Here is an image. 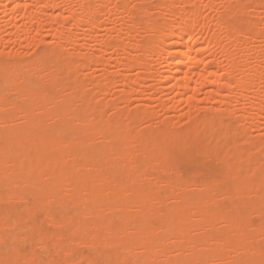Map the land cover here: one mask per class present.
I'll return each instance as SVG.
<instances>
[{
	"label": "bare ground",
	"instance_id": "1",
	"mask_svg": "<svg viewBox=\"0 0 264 264\" xmlns=\"http://www.w3.org/2000/svg\"><path fill=\"white\" fill-rule=\"evenodd\" d=\"M96 1L0 0V21L5 23L6 31L13 34V41L20 45V40L22 41L23 38L29 40V44H35L37 47V44L44 42L42 36L45 32L53 40L52 46L55 53L52 54L56 56L55 60L52 56V68L49 67V70L44 69V66H42V53L40 55L34 53L32 58H28L23 63L21 61V65H17L18 63L15 62L6 67H0V78L11 83L13 90L27 104L25 108L19 107L15 103H5L6 100L4 101L0 97V112L2 113H0V124L7 125L10 122L7 116L10 109H14L16 117L22 121V125L15 126L20 127L18 129L9 124L7 125L9 128L0 131V205L11 199L31 205L33 200L27 193V189L34 186L45 188L46 192L40 198V201L46 207L48 211L46 216L49 223L54 226L55 231L59 233L62 222L60 216H55L52 210H48V208L58 203L60 214L66 216L67 227L73 228L76 234L80 230H85L88 233L90 245L94 246L100 254H108L109 260H111L110 264H119L114 259L113 254L121 249L134 256L136 264H140L141 260L143 261L142 264H264V241H258V237L263 236L264 238V222L257 224L251 222L246 212L247 195H252L251 191L254 190V195L259 196L260 191H264V165L261 162L255 159L249 160V162L247 159L246 161L242 149L241 153L236 155L237 149L235 150L236 154L234 152L231 155V157L236 155L235 162L237 164L230 169L226 176L231 181L232 186L229 190L227 189L221 193V198L218 197L219 195L216 196L215 189L212 186L202 184V188H200V185L195 184L198 189L205 187L204 192L199 194L193 191L190 193L187 192L188 190L186 192L181 190V186L178 188L170 186L172 188L169 189V193L164 192L165 196L161 199L159 190L163 181L160 179V181H156L157 178L154 179L152 175V179L155 180L153 185L141 180L142 171L136 163V153L138 152L144 157L158 155L157 157L160 160L154 159L153 161L156 160L155 163L160 168L161 166L164 167L166 163L164 153L166 142H163L162 136V144L156 139L159 145L154 139L155 135L152 137L148 125L147 129L143 131H135L137 125L134 118L147 119V113L149 112L140 104L135 106L133 112H125L117 109L114 102H107L92 106L94 115L89 114L88 110L90 109L86 107V104H81L85 103V95L82 92L83 85L73 84L72 78L74 77L66 76L67 73L74 75V72L73 74L69 73L67 66L66 68L65 65L63 66L66 74L60 72L61 65L59 66V62L60 64L65 63L64 60L61 62V58L65 56L67 50H71L73 45L71 48L67 46L70 47V44L75 43L73 30L82 37L87 35L88 39L96 40L94 32L98 30L99 23L95 15L102 13L100 6L106 0H98L101 1L98 2L99 4ZM160 1L162 3L157 4L159 7H156L155 13L161 16V21L157 23V21L155 22L156 15H149V19H146L142 28L148 34L150 32L149 35L151 36V33H154L152 39H148L147 46L138 45L136 47L137 55L129 58L127 41L116 36L119 38V42L115 45L111 44L112 46L109 48L112 57L118 55L119 59H115V63L119 67L121 66L127 70H138V75L134 78L127 77L123 79V83L121 82L123 89L121 91L130 93L139 85V80L153 77V62L155 59H161V69L155 75L157 88L163 89L164 83L170 82L169 91L175 89L173 99L176 98L177 102L184 99L183 96L186 95L185 100L189 109L187 118L190 121V127L184 131L183 136L195 139L207 134L211 136L208 137L209 139L216 135L226 137L230 131L225 132L224 125L230 118L223 123L221 122V114L225 113V115L233 117L234 108L225 107L232 106V102L238 103L246 100L250 108L255 103L253 109L264 113V85L260 88L257 85L259 80L264 81V72L258 64L251 63L249 50L245 53L234 52L235 49L241 48L246 33H249L245 32L247 26L241 24L242 27L237 28L232 24L234 25L232 27L223 19L224 15L231 16L243 13V6L235 4L239 6L237 8L230 3V6L233 7L231 8L226 1L231 2L233 0H224L228 6L223 3V9L217 13L214 23L206 25L198 20L199 14L197 11L176 5L183 2L188 6H197V3L201 2L200 0H175L178 2L174 1L176 4L173 0L172 2H169V0ZM141 7H137V11H142L143 14L148 12ZM118 9L124 13L119 19L121 23H126L130 19L129 30L133 31L134 25L137 26L138 24L132 20L134 8H126L115 2L113 7L109 8L108 19H106V22L111 24L109 33L113 34L119 28V24L115 23ZM249 23L251 24V22ZM252 24H254V27H252L254 35L262 33L259 31L257 23ZM138 28H140L139 25ZM221 37L227 40L228 45L223 43ZM150 45H153V48L151 47L152 50L148 51L147 48ZM101 46L103 49L108 48V41L103 42ZM80 47L79 52L75 47L77 52L74 51V55L77 53L83 54ZM16 54L18 53L13 55L16 56ZM46 54H48V50ZM77 56L80 55H76V58ZM84 57L88 58L87 63L97 60L94 55L87 57L85 54ZM84 57L80 58L85 59ZM82 63L83 61L80 64L82 65ZM87 63H85L86 66ZM61 71L64 72L62 68ZM56 72L65 74L69 78L67 81L65 80L62 86H59L60 83L58 82L61 74H56ZM31 76L36 78V85L33 87L25 85L27 77ZM203 82L211 85L207 95L204 96L205 98L203 97L205 101L198 98L201 91H203ZM101 83L102 81L94 79L88 84L89 86L90 84L95 86L96 90L99 91H97L98 93L102 91L105 93L107 87L103 85L104 83ZM53 84H56V86L54 85L55 88L51 89L50 85ZM64 87L71 90V93L67 96L61 92ZM201 101L213 103L208 108V110L212 109L214 112L212 117H194L196 103ZM76 102L78 103L76 104ZM83 106L85 109L81 108V110L80 107ZM104 107L107 110L111 108L112 112L114 110V115H108L107 111H104ZM111 109L109 110L111 111ZM16 117L15 119H17ZM243 118L244 115L240 114L239 119ZM49 120L60 122L64 127H75L76 137L67 141L61 140L62 138L58 140L56 137L45 140L44 136L37 134L35 127ZM237 123L233 125H237ZM168 124L169 121L164 119L163 125ZM233 125H231V133L235 128ZM210 128H212L211 131ZM156 137L159 138V136ZM217 138H212L207 143ZM97 139L108 141L101 152L110 154L117 160L120 159V162L115 163L113 166L119 168L121 174L127 173L131 175V178L139 177L138 189L132 188L129 184L117 178H112L106 173H100L96 165L88 167L85 161L84 165L87 168L82 169L79 166L80 164H76V159L78 156L80 157V144L88 142L89 146V142H97ZM221 140L217 143H220ZM114 142H120L125 148L115 149L112 146ZM132 144L140 145V148L137 147L140 150L136 149L135 153V148H131ZM230 144H227L228 147L235 145L234 142L232 146ZM225 146L223 145V147ZM253 146L259 148L263 145L257 142ZM221 150L218 152H221ZM224 152L218 153V155H223ZM227 154L229 155V153ZM208 158L210 157L208 156ZM229 158L228 161H231ZM70 162H72L71 171L77 173L76 177L73 178L70 177L68 172L62 170V166L68 165ZM244 173H246V176H244ZM145 176L149 175L146 174ZM148 179H150V176ZM88 180L94 182L88 185ZM168 184L170 183L168 182ZM148 185L152 186L151 190L147 188ZM110 186L111 188H109ZM183 186L185 187V185ZM128 194L131 195L130 198L127 197ZM169 198L177 202L175 214L169 213L166 207V201H169ZM221 200L230 205V209L224 214L218 210ZM256 209V214L264 216L263 200L257 202ZM71 212L80 213L82 218L77 221L70 215ZM251 214L253 215L255 212ZM89 217H97L98 221H88ZM116 219H120L121 222L114 226ZM221 223L220 228L219 224ZM4 226L6 227V225ZM247 227L251 229V234L246 233ZM223 228L230 232L227 239L223 238L224 235L221 232ZM167 233H169V237H166ZM167 238L175 243L173 249L169 250L166 246ZM1 239L3 241L4 235L0 230ZM51 239V231H42L39 235V240L46 252L51 248ZM70 240L74 243V240ZM136 242L139 243L138 246ZM62 246V242H58L57 247L60 252L65 251ZM79 258L81 257L79 256ZM68 260L70 263L75 262V260L78 261L76 258L73 259L72 256ZM88 260H90V264H96L95 259ZM0 264H44V262H39L36 259L28 260V258L13 251L7 260H0Z\"/></svg>",
	"mask_w": 264,
	"mask_h": 264
},
{
	"label": "rangeland",
	"instance_id": "2",
	"mask_svg": "<svg viewBox=\"0 0 264 264\" xmlns=\"http://www.w3.org/2000/svg\"><path fill=\"white\" fill-rule=\"evenodd\" d=\"M174 1L175 0H173V2ZM200 1H201L200 3H197V6H188V5L183 4V2L178 3L176 1L175 2L178 4H176L175 2L174 3L178 6L180 5L181 7H185L187 9H194L195 11H197V13L199 14L198 20L201 21L202 23H205L206 25L214 23V21L216 20L217 13L219 12V10L222 11L223 9V6H222L223 3L225 4V6H228V4L224 2V0L223 1L222 0H212V1L200 0ZM98 2H101V1L97 0L96 3L99 4ZM115 2H117L118 5L120 6L123 5L126 8H134L132 20H134L138 24L137 26L134 25L133 31L129 30V26L131 25L129 18H128L129 19L128 22L123 23V24L121 23L119 19L124 15V13H122V10L118 9V12L116 14L115 23L117 25L119 24L118 26L119 28L116 30L117 33L116 32L113 34L109 33V30H110L109 27L111 26V24L106 22L107 21L106 19H108L109 8L113 7ZM139 2H142V3H139ZM169 2H172V0H169ZM226 2L229 3V6L231 3L233 7H237V8L239 6H236V5L243 6V9H242L243 13H237L231 16L224 15L223 19L226 20L228 25L232 27L235 25L234 27L240 28L242 27L241 24H245L243 25L245 27L247 26L245 28L246 30L245 32H249V33H246V38H244V41H242L241 48L235 49L234 52L245 53L246 51L248 52L249 50L250 56H251V63L258 64L262 72H264V4H263L264 0H233L231 2L230 1L229 2L226 1ZM158 3H162V1L160 0H140V1L138 0H121V1L120 0H106L105 2H103L100 6V10L102 13L100 12L101 14L98 13L95 15V17L98 18V23H99L98 30L94 32V34L96 35V40L92 41L91 39H88L87 35L82 37V35H79L73 30L75 43H72L70 44V47L69 46L67 47L71 48V46L73 45L74 47L72 46V48L74 50L72 48H71L72 51L70 49L67 50V53L65 54V56L61 58V62L62 60H64L65 63L63 62L60 64L59 62V66L61 65L60 67L64 70L63 72L61 71V68H60V72L65 73L66 71L63 66L65 65V68L67 66L69 73L73 74L74 72V75H69L68 73L67 74L65 73L66 76L68 75V76L74 77L72 78L73 84L83 85L82 92L85 95V103H81V104H86V107L90 109L88 110L89 114L92 113V115H94V109L92 106H97L102 103L105 104L107 102L108 103L114 102L116 104L117 109H120L121 111L124 110L125 112L126 111L133 112V110L135 109V106L140 104V105H143V107L147 110V112H149L147 113L148 114L147 119L146 118H137V119L134 118V120H136V125H137L135 131L136 130L143 131L147 129V125H148V129L150 127L149 130L152 133V137H154L155 135V138H154L155 141L156 139H158L160 144H162L161 140L163 138V142H166V148L164 149V153L166 155V163L164 167L161 166V168L162 169L164 168V170H162L160 166L156 165L155 163L156 160L153 161L154 159H158V161L160 160V158L157 157L158 155L144 157L140 152L136 153L137 150H140V149H137V147L140 148V145L138 144H134L136 146L132 144L134 147L132 146L131 148H135L136 163L140 171H142L141 180L150 183V185H153L155 181L152 179V177L154 179L157 178L156 181H160V180L163 181L162 186L164 187L161 186V189L159 190V197L161 199L164 198L165 193L167 194L169 193L170 191L169 189L172 187L178 188L181 186L180 187L181 190L185 192L188 190L187 192H190V193L193 191L199 194L200 192L203 193L205 187H203V189H198L199 185H200V188H202L201 187L202 184L204 186H208V185L212 186L215 189L214 191H215L216 196L219 195L218 197L221 198V193L227 189L229 190L232 186L231 181H229L226 176L228 172L230 171V169L236 166L237 163L235 162V159H236L235 156L238 155V153H241V149H242V152H244L246 161L247 159H248V162L249 160L252 161L255 159L264 165V113L262 111L261 112L255 111L253 109V107L255 106V103H253L252 108H250L249 103L246 100L239 101L238 103L232 102L231 103L232 106H225V107L234 108L233 117H231V115L227 116L225 115V113L221 114V122L224 123L225 120H228L229 118L231 119V121H229L230 119L228 120L229 122L226 121L227 123L224 125L225 127L224 131L225 132L230 131V133L228 132L226 137H224V135H220V136L216 135L215 137L212 136V138H217V137L218 138L220 137V138L213 139L212 141L207 143V141L212 139V138L210 139L208 138L210 136L208 134L206 136H201L197 139L193 137L183 136L184 131L188 130L187 128L190 127V123H189L190 121L187 118L189 109H188L187 101L185 100L186 95L183 96L184 99L177 102L176 98L173 99V96H174L173 91L175 89L169 91L170 82L164 83L163 89L157 88L158 86L156 85L155 75L156 73L158 74V72L161 69V63H160L161 59H155V61L153 62V67H154L153 77L147 78L145 80H139V85L136 86L134 90L131 91L130 93L121 91V89H123V86H122L123 79L127 77L131 79L134 78L135 76L138 75V70L137 69L127 70V69L122 68L121 66L119 67L117 63H115V61L119 59L118 55L112 57L111 49L109 48L113 44L115 45V43L119 42L118 37H121L123 40L127 41L128 43L127 45L128 52H129L128 57L131 58L137 55L136 47L138 45L147 46L149 43L148 39L150 38L152 39L154 33H151L152 34L151 36L149 35L150 32L148 34V32L144 31V29L142 28L144 26V22L146 21V19L147 20L149 19V15H152V14L156 15L155 17L157 18L155 19V22L157 21V23H159L161 21V16H158L155 13L157 8L159 7L157 5ZM137 7L145 8V10H147L148 12L143 14L142 11L141 12L137 11L138 9ZM237 8H234V9H237ZM136 20L139 21L140 23L137 22ZM245 21L247 22L245 23ZM248 21L251 22V24ZM252 23H257L258 24L257 26H259V31L262 32L263 34L259 33L257 35H254L253 29H252V27H254L253 26L254 24ZM138 25L140 28H138ZM6 28L7 27L5 23L3 21H0V67H4V66L6 67L15 62L16 64L18 63L17 65H21V61L23 63L24 61H27L28 58H32L34 53L35 55H40V53H42L43 57H42L41 62H42V66H44L43 68L44 69L46 68V70H49V67L50 69L52 68L51 66H52L53 57L55 60L56 56L53 55L55 53L54 52L55 49L52 46L53 40L50 38V36H48V34H46L45 32L43 33L42 39L44 40V42L37 44V47L35 46V44H29V40H25L23 38H22V41L20 40L21 42L19 43L20 45H18L16 42L13 41L14 39L13 34L8 33V31H6ZM106 40L108 41V48L103 49L101 44L105 42ZM222 40H223V43H226V45H228V42L226 39L222 38ZM82 44H83V47H82ZM78 45L79 47L81 46L80 51L83 52L84 55L86 54L87 57L89 55H94L97 60L96 61L94 60L95 62L89 61L88 62L89 64H88L87 63L88 58L86 59L85 58L86 56L84 57L82 53H77L74 55L73 53L74 51L75 53L77 52L76 50H78L79 52ZM75 47H76V50H75ZM151 47L153 48V45L152 46L150 45L147 48V50L148 51H150V49L152 50ZM45 49L48 50V54H46L47 50ZM36 51L38 52V54ZM69 51L71 52V54ZM15 53L20 54L19 55L20 58L18 57V54H16V56L13 55ZM76 55H80V56H77L76 58ZM217 55L219 54L217 53ZM80 57H84L85 59H82ZM82 61H83L82 65L84 64L86 66L85 63H87L86 67L80 64ZM60 72H56V74L60 75L61 74ZM65 74H61L59 76L58 82L60 83V85L59 84L57 85L62 86L65 80L67 81V79H69L65 76ZM94 79H97L98 81H102V83H104L103 85L107 87L106 89L107 91L105 90L106 91L105 93H103L104 91H102L100 92L101 93L100 94L98 93L99 92L98 89L96 90L95 86H92L91 84L89 86L88 83H90ZM27 80L32 81V82H28ZM27 80L25 82L26 86L30 85V87H33L36 85L35 77L33 76L27 77ZM4 82L6 81L5 80L3 81L0 78V94H1L0 97L3 98L4 101L6 100L5 103H9V102L10 104L15 103L19 107L25 108L27 106L26 102L20 99L19 95L13 90L12 84L9 82H6V83ZM54 85L56 86V84L50 85L51 89L55 88ZM99 85H100V82H99ZM203 85H204L203 91H201V94H199L200 96L198 98H202V100L205 101L204 96L207 95V91L208 89L211 88V85H209L208 83H204V82H203ZM257 85L260 88L262 85H264V81L259 80ZM67 89L69 88L64 87V90H61V92L66 96L71 93L70 92L71 90L70 89L67 90ZM77 103L78 102H76V104ZM210 105H213V103L212 102L206 103L202 101L196 103L194 117L196 118H199V116L200 117L202 116L201 118L212 117L214 112L212 111V109L208 110ZM81 108L85 109L84 106L80 107V109ZM109 109L107 110V108L104 107V111L105 112L107 111L106 113H108V115L113 116L114 110L112 112V109L111 111ZM15 112L16 111L14 109L9 110L7 116L10 122H8L7 125L10 124L14 127L22 125V121L16 117ZM240 114L244 115L243 119H239ZM257 114L258 116H256ZM15 117L17 119H15ZM144 119L145 121H143ZM164 119L169 121V124L166 126L163 125ZM236 123L237 125H233ZM0 125H1L0 131L5 130L6 128H9L6 124L4 125V123L3 124L1 123ZM231 125L235 127V128L233 127L234 131L232 133H231V130H232ZM61 127L62 129H60ZM15 128L18 129L20 127H15ZM71 129H74V130H71ZM211 130L212 128H210V131ZM35 131L37 132L38 135L44 136L45 140H51L52 138L56 137L58 140L62 138L61 140L67 141L71 138L76 137L75 127H70V126L64 127L62 126L60 122H55V121H50V120L43 124L37 125L35 127ZM231 134L233 135V137H231L232 136ZM156 136H159V138ZM205 138H208V139H205ZM220 139H222L220 143H217L219 142ZM230 139L234 140L233 142L235 143V145L232 144L233 142H230L231 141ZM100 140L97 139V142L96 141L89 142V146H88V142L81 143L79 146L80 157L78 156V158L76 159V164L78 165L80 164L79 166L82 169L87 168V166L84 165L85 161L88 167H90V165L91 166L96 165L100 173H106L108 176L112 178H117L120 181L129 184L130 187L138 189L139 188L138 182L140 180L139 177L136 176L135 178H131V175L127 173L121 174L119 168H117L116 166L115 167L113 166L115 165V163L120 162V159L117 160L114 156L101 152V149L107 145L108 141L105 139L100 142ZM245 140L247 143L245 142ZM158 141H156V143L159 144ZM257 142L263 146L259 148L254 147L253 145L256 144ZM226 143L227 144L231 143L230 145L231 146L233 145V146L228 147ZM223 145H226V146L223 147ZM112 146L117 150H121L125 148V146L121 144L120 142H116V143L114 142L112 143ZM237 149L238 151H236L237 152L236 154L235 150ZM219 150H221V152L225 151L224 154L229 153V155L227 154L225 156L222 153L223 155L219 156L218 153H221V152H218ZM234 152L236 155L233 154L234 157L233 156L231 157L232 153ZM208 156L210 158H208ZM228 158L231 161H228ZM71 164L72 162H70L68 165H63L62 170L66 173L68 172L70 177L73 178V177H76L77 173L74 171H71V166H72ZM170 168L173 169V170L171 169V172H170ZM114 169H115V172H114ZM146 174L150 176L151 180L148 179L149 176H145ZM244 176H246V173H244ZM93 182L94 181H91V180L87 181L88 185H91V183ZM168 182L170 184H168ZM178 183L182 185H179ZM195 184H197L198 186H196ZM150 185L147 186L148 189L150 188L149 190H151L152 188V186ZM183 185H185V187ZM193 185H195L196 187L195 186L193 187ZM182 186H183V189H182ZM41 188L34 186V187H29L27 189V193L33 200L31 205H28L19 200L13 201L11 198H9L11 200H9L8 202H5L4 204L0 205V230L2 231L4 235L3 241L2 239L0 240V260L2 261L7 260L10 254L13 251H15L23 255L24 257L28 258V260L36 259L39 262H44V264H47V263L48 264H90L89 262L90 260L88 259H95L96 264H110L111 260H109L110 258L108 254H100L94 248V246L90 245V242L88 241V233L85 232V230L84 231L80 230L79 233L76 234L73 228L71 229L67 227L66 219H65L66 216H64V214H60L58 203L51 205L50 208H48V210H52L55 216H58V217L60 216V219H61L60 221L62 222L59 233L55 231L54 226H52V224L49 223V220L46 216V212L48 211L46 207L40 201V198L46 192L45 188L43 187ZM109 188H111V186ZM254 192H255L254 190L251 191V193L253 194L252 195L248 194L246 197L247 217L249 218L251 222H254L255 224L263 223L264 216L262 215L259 216L258 214H256V211H257L256 204L257 202L262 201V200L264 202V191H260L259 196L254 195ZM130 196L131 195L128 194L127 197L130 198ZM258 197H260V199H258ZM170 199L171 198L168 199L169 201H166V205H167L166 207L168 208L169 213L175 214L176 213L175 206L177 202L174 199H173L174 201ZM229 209H230V205L227 202H224V200H221L218 206L219 212L224 214ZM254 212L255 214L252 215L251 213H254ZM70 215L74 217L77 221L79 220V218H82L81 214L78 212L77 213L71 212ZM89 218H88V221H91V222L98 221L97 217H89ZM19 220L20 222L18 223ZM115 221L116 222L114 223V226L121 222L120 219H116ZM11 222L14 226L11 224ZM3 224L6 225V227ZM221 226H222V223L219 224L220 228ZM42 231H49V232L51 231V238H52L51 243H50L51 248L47 252L45 251V248L42 246V242L39 240V235ZM221 232L224 235L223 237L224 239L225 238L227 239L230 235L229 234L230 232H228L227 230H224V228L223 230L221 229ZM246 233L251 234V229H249V227H247ZM166 235H167L166 237H169V233H167ZM70 239L74 240V243ZM166 240L169 242L171 239L169 240L167 238ZM75 241H77V243H75ZM258 241L263 242L264 241L263 236L258 237ZM58 242H62V245H63L62 247H64L65 251L64 250L62 252L59 251V248L57 247ZM168 242H166V246L169 248V250L173 249L175 246V243L172 242V240L169 243ZM138 244L139 243L136 242L137 246ZM70 256H72L73 259L76 258L78 261L75 260V262L70 263L68 260ZM79 256L81 258H79ZM113 257L114 259L117 260L119 264H136V258L128 254L126 250H122V249L119 250L118 252L113 254ZM79 259H82V260H79ZM142 262L143 261L141 260L140 264H142Z\"/></svg>",
	"mask_w": 264,
	"mask_h": 264
}]
</instances>
